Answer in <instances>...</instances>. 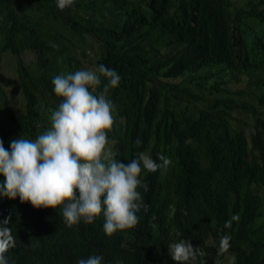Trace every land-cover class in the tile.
I'll list each match as a JSON object with an SVG mask.
<instances>
[{
	"label": "trees",
	"instance_id": "obj_1",
	"mask_svg": "<svg viewBox=\"0 0 264 264\" xmlns=\"http://www.w3.org/2000/svg\"><path fill=\"white\" fill-rule=\"evenodd\" d=\"M5 54L22 103L9 106L3 91L0 105L18 138L50 126L61 99L53 76L104 64L121 76L109 90L114 159L126 164L144 151L172 160L166 172L142 170L148 209L110 236L102 215L69 227L59 209L0 198V220L9 217L16 238L9 264H76L92 254L104 264H176L167 245L180 238L202 249L206 264H264V116L253 112L247 135L226 109L244 104L226 94L234 80L243 85L233 92L264 108V0H75L63 11L55 0H0V60ZM82 57L91 62L83 66ZM0 137L7 147L16 139L5 129ZM233 214L239 220L224 229ZM224 231L230 248L218 255Z\"/></svg>",
	"mask_w": 264,
	"mask_h": 264
},
{
	"label": "clouds",
	"instance_id": "obj_2",
	"mask_svg": "<svg viewBox=\"0 0 264 264\" xmlns=\"http://www.w3.org/2000/svg\"><path fill=\"white\" fill-rule=\"evenodd\" d=\"M74 3L55 0L61 11ZM120 80L118 72L104 64L95 70L77 69L53 76L52 91L61 99L50 113V126L34 139L20 135L10 140L9 147L0 140V198L18 197L34 208L59 209L69 227L92 223L102 215V230L108 236L135 226L140 219L138 213L148 209L138 190L148 191V185L140 179L142 170L166 172L172 160L163 154L153 159L139 151L125 164L114 159L116 152L106 147L116 114L109 90L118 87ZM97 86H101L98 92ZM133 143L139 146L141 141L137 138ZM174 213V205H169V216ZM238 220L239 216L233 214L223 228L230 229ZM9 223L8 216L0 220V264H9L5 253L16 246ZM230 240L229 232L220 235L218 255L230 248ZM167 250L176 264H197L198 257L199 264H206L203 250L188 239L174 240ZM76 264H104V258L92 254L78 258Z\"/></svg>",
	"mask_w": 264,
	"mask_h": 264
},
{
	"label": "rangeland",
	"instance_id": "obj_3",
	"mask_svg": "<svg viewBox=\"0 0 264 264\" xmlns=\"http://www.w3.org/2000/svg\"><path fill=\"white\" fill-rule=\"evenodd\" d=\"M243 2V0H240ZM255 33L257 35L261 34V29H254ZM29 52V51H28ZM28 52L26 54H28ZM31 56H27V60H30ZM83 59V66L87 63L91 62V59L89 57H82ZM94 65H89L87 69H92ZM82 69H84L82 67ZM243 85V80H234L230 84L231 92H226L228 97L241 102L244 101V104H241L239 106H234L231 108V103H228V108H226L231 119V124L233 127L237 130H241L245 132L247 135H250L252 132V124H253V112H258L261 115L264 116V108L260 105H258L253 99H251L246 93L245 94H237L233 92L235 87H241ZM5 91L8 96L7 104L9 106L15 107L19 106L22 103V98L20 97V90L18 86V79H17V73L15 71V65L14 61L9 54H5L2 59L0 60V102L2 97V92ZM207 98H210V95L206 96ZM7 120V114H6V108L5 105L2 107L0 105V128L5 129L10 137H16L17 133L16 130L12 127V123L10 122L9 127H6ZM9 123V122H8ZM0 140L2 138L0 137ZM5 147V143H4ZM226 264V263H225Z\"/></svg>",
	"mask_w": 264,
	"mask_h": 264
}]
</instances>
